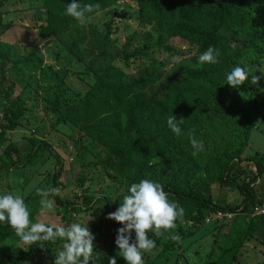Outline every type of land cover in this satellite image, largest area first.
I'll list each match as a JSON object with an SVG mask.
<instances>
[{
	"label": "trees",
	"instance_id": "1",
	"mask_svg": "<svg viewBox=\"0 0 264 264\" xmlns=\"http://www.w3.org/2000/svg\"><path fill=\"white\" fill-rule=\"evenodd\" d=\"M24 1L0 0V38L13 27L12 23L3 24L2 8L9 2ZM115 1L78 3L99 4V9L87 14L92 17ZM71 2L30 0L22 9L32 13L35 37L57 47L52 52L53 65L46 64L38 55V42L30 44L24 38L21 48L31 53L20 57L11 51L12 45L0 40V142L5 140L7 131L24 126L21 120L28 100L42 105L56 129L66 126L77 131L75 156L79 158L77 167L83 172L78 178V189L84 182L93 181L89 174L96 171L111 178V190L96 201L88 198L85 187L83 194H72L70 201H63L59 195L50 199L61 209L60 223L70 224L75 213L97 214L89 228L95 236L94 260L90 264H109L112 257L117 264H126L117 255L115 244L117 229L122 225L106 217L121 205L129 187L142 179L161 184L169 201L184 209L175 228L161 230L159 236L149 232V238L155 241L152 250L160 251L143 264L170 260L178 243L181 245L203 232L205 225L210 228L216 224L213 229L221 231L229 222L218 258L205 257L193 264H234L240 250L251 240L264 245V215H252L256 206L264 204V142L260 150L254 149L252 156L245 155L251 148L250 135L258 128L257 115L264 117L262 104L253 98L255 92L264 89V78L251 88V75L257 76V70L264 69V0H134L141 28L156 23L157 41L152 45V53L172 55L183 46L195 49L189 65L172 73L163 71L150 57L152 53L148 55L151 46L134 52L129 51L130 42L123 44V48L117 46L111 39L117 30L108 27V23L101 29L86 22L78 24L66 14V6ZM142 37L148 39L149 35L144 32ZM209 46L218 50V62L198 65V57ZM132 58L147 61L133 73L122 72L114 64L122 61L129 65ZM237 66L245 68L249 79L233 88L226 84V77ZM75 67L82 69L74 73ZM69 76L79 82L81 91L68 86ZM172 114L178 121L183 119L180 135L167 125ZM190 132L198 141L197 148L189 142ZM87 137L93 143L86 145ZM30 144L23 163L21 152L8 144L0 156V172L24 167L26 162L36 159L39 151L48 149L42 139L27 138L26 145ZM91 147L100 154L89 159L85 152ZM56 160L60 168L49 182L62 191L66 187L61 177L62 160L58 155ZM245 162L250 163V168ZM83 169L92 172L85 173ZM223 187L237 191L240 200L231 204L220 199L218 194ZM24 201L29 220L35 221L41 211L39 199L26 197ZM218 214L232 217L217 219ZM209 217L211 220L207 221ZM64 242L57 238L23 245L7 222H0V245L13 247L12 255L5 256L0 264H18L41 254H55L56 250H63ZM179 260L176 258L175 264Z\"/></svg>",
	"mask_w": 264,
	"mask_h": 264
},
{
	"label": "rangeland",
	"instance_id": "2",
	"mask_svg": "<svg viewBox=\"0 0 264 264\" xmlns=\"http://www.w3.org/2000/svg\"><path fill=\"white\" fill-rule=\"evenodd\" d=\"M30 0L24 1V4L9 2L5 7L2 8L3 24L12 23L13 27L5 32L0 40L5 45H12L11 51H16V54L20 57L28 55L31 51L22 49L21 46L25 43L24 38L30 43L38 44V55H40L46 64H54L52 52H56L54 43L44 44V42L35 37L36 31L32 22V13L23 11L25 4H28ZM28 6V5H27ZM23 9V10H22ZM20 22V23H19ZM87 24L98 26L100 29L103 28L104 23H108V27L114 28L116 33L111 36L117 46L123 48L126 42H130V52L141 51L144 46H151L148 51V55L152 53V45L157 41L156 23L145 25L141 28L140 16L138 8L134 0H117L110 7L95 14L86 20ZM144 32L149 35V38L145 39ZM155 50V49H153ZM179 51L176 54L168 55L161 52H153L150 57L161 65L163 71L172 73L179 69L188 66L190 63L191 56L195 55V49L188 50L185 46L176 48ZM149 57V58H150ZM135 60V62H134ZM65 61V60H64ZM147 59L138 61V58L131 59L129 65H125L122 61H116L114 64L122 72L133 73L136 71L138 66H142ZM71 68L72 65L68 64ZM82 67H75L74 73L81 70ZM257 76H261V72L257 70ZM68 86L75 91H81L82 87L73 77L69 76L66 78ZM252 85V84H251ZM257 85H252L251 88H255ZM260 104H262V111L264 112V89L254 93V97ZM259 118V124L255 131L250 135V147L246 151V156H252L254 149L260 150L264 142V117L257 115ZM2 118V113H0ZM52 118L45 113L41 104H35L32 100L26 102V110L23 113L21 124L23 127L16 128V130L7 131L5 134V140L0 142V156L3 155V151L8 144L12 147L15 146L20 154V163L26 160L27 153L31 148V145H26L27 138L42 139L47 143L48 149L44 152L39 151L36 159L32 163L26 162L23 166L16 170L8 171L7 173L0 172V195L12 193L18 194L24 198L36 197L41 200V196L37 194V189H47L51 186L49 179L52 177L60 166L57 163V155L61 158L62 164V180L64 181V190L60 191L59 196L63 201H70L73 199L72 194L77 195L83 194L84 187L87 189L86 195L88 198H94V201L105 197L110 192V180L105 173H97L96 171L89 174L94 177L93 181L84 182L83 187L78 189V178L83 176V172L78 169L79 158L75 156L77 148L74 146V141L78 137L77 131H74L71 127L59 126L58 129L52 125ZM74 131V132H73ZM225 138L228 139L226 134ZM93 143L92 140L87 137L85 144L89 145ZM27 148V150H26ZM25 149V150H24ZM13 152V151H11ZM88 158L96 156L98 149L91 147V150L86 151ZM53 154V155H52ZM79 156V155H78ZM90 156V157H89ZM14 158V155L12 156ZM76 162V165L74 164ZM30 163V164H28ZM74 164V165H73ZM245 165L250 168V163L245 162ZM254 170V168H252ZM101 170V168H100ZM85 173L92 172L88 169H83ZM98 174V175H97ZM113 175L111 174V177ZM60 177V178H61ZM219 198L224 199L227 203H233L234 201L240 200V195L237 191H231L227 187L221 189L219 192ZM54 202V201H53ZM71 223H80L87 225L88 229L94 220H97L98 216L94 211L74 214L71 216ZM35 221H30V224L44 222L50 226L61 225L67 226L63 222L60 223L61 209L54 203V207L51 211L45 215H41V211L37 214ZM219 221V220H217ZM216 221V222H217ZM221 222V221H220ZM206 223V222H205ZM226 225L217 231L211 226L204 229L203 232H198L193 238L184 241L181 245L178 243L176 246L175 254L172 255L171 259L163 262L162 264H175L176 258H180L178 263L190 262L193 264L195 260L202 261L205 257L208 259L215 260L219 256V247L223 244V235L227 233L229 222H225ZM209 224V223H206ZM261 239V238H260ZM264 239V236H263ZM262 240V239H261ZM263 242L258 240H251L240 250V257L238 262L234 264H264V245ZM12 246L0 245V262L4 261L5 256L12 255ZM156 251L142 252V260L152 259L158 255ZM60 250H56L55 254L46 255L41 254L36 256L34 259L23 262L19 261L18 264H54L56 255ZM197 252V253H196ZM11 253V254H10ZM16 258L13 255V259ZM199 262V263H200Z\"/></svg>",
	"mask_w": 264,
	"mask_h": 264
},
{
	"label": "clouds",
	"instance_id": "3",
	"mask_svg": "<svg viewBox=\"0 0 264 264\" xmlns=\"http://www.w3.org/2000/svg\"><path fill=\"white\" fill-rule=\"evenodd\" d=\"M99 7V4L82 6L78 0H72L66 6V14L74 18L78 24L83 25L90 18L87 14ZM218 56V50L209 46L198 57V65L215 64L218 62ZM258 70L261 76L253 73L252 85H258L261 78H264V69ZM248 79L249 73L245 68L237 66L227 74L226 84L239 88ZM182 122L183 119L178 121L172 114L167 120V125L174 134L180 135L179 124ZM188 139L192 147L197 148L198 141L193 133H188ZM195 154L194 152L193 155ZM60 191V188L51 186L47 189H37V194L41 196V215L53 209L54 202L50 197L59 195ZM128 193L116 211L109 213L106 218L122 225L117 229L115 238V244L118 247L117 255L122 257L126 264H143L142 252L151 251L155 247V241L149 238V232L159 236L162 234L161 230L175 228V221L178 216H183L184 209L177 202L169 201L168 194L161 184L148 179L133 183ZM29 216V209L22 196L12 193L0 195V222L6 221L23 245L31 246L37 242L55 241L59 238L65 242L63 250L56 255L54 264H90V261L94 260L95 236L87 225L71 223L65 227L49 226L44 222L30 224ZM133 231L134 241H132ZM173 238L178 239V237ZM109 264H117L116 258H110Z\"/></svg>",
	"mask_w": 264,
	"mask_h": 264
},
{
	"label": "built area",
	"instance_id": "4",
	"mask_svg": "<svg viewBox=\"0 0 264 264\" xmlns=\"http://www.w3.org/2000/svg\"><path fill=\"white\" fill-rule=\"evenodd\" d=\"M252 215H264V204H262V205L259 206V207L256 206V207L253 209V213H252ZM223 216H226V219H230V218L232 217L231 214H224V215H222V214H218V215H217V219H222ZM209 220H211L210 217L207 218V221H209Z\"/></svg>",
	"mask_w": 264,
	"mask_h": 264
}]
</instances>
